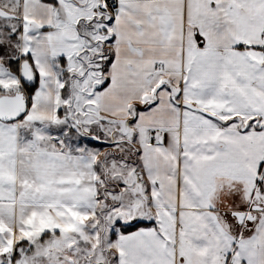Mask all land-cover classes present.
<instances>
[{
  "label": "snow or ice",
  "instance_id": "6c2138e0",
  "mask_svg": "<svg viewBox=\"0 0 264 264\" xmlns=\"http://www.w3.org/2000/svg\"><path fill=\"white\" fill-rule=\"evenodd\" d=\"M0 264H264V0H0Z\"/></svg>",
  "mask_w": 264,
  "mask_h": 264
}]
</instances>
